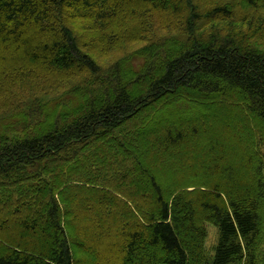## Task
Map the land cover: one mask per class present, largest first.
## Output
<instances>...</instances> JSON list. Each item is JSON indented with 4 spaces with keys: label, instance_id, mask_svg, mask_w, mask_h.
I'll use <instances>...</instances> for the list:
<instances>
[{
    "label": "trees",
    "instance_id": "trees-1",
    "mask_svg": "<svg viewBox=\"0 0 264 264\" xmlns=\"http://www.w3.org/2000/svg\"><path fill=\"white\" fill-rule=\"evenodd\" d=\"M138 8L182 32L108 67L68 23ZM263 14L0 0V67L39 65L57 91L0 114V264H264Z\"/></svg>",
    "mask_w": 264,
    "mask_h": 264
},
{
    "label": "rangeland",
    "instance_id": "rangeland-1",
    "mask_svg": "<svg viewBox=\"0 0 264 264\" xmlns=\"http://www.w3.org/2000/svg\"><path fill=\"white\" fill-rule=\"evenodd\" d=\"M230 1L205 0L206 4L210 5H221ZM129 13L127 16L125 15L126 17L123 15L118 17L109 25H102L99 29H94L99 27L98 24L92 26L84 20L68 23L72 30L80 36V41L85 46L87 45V50L89 46L92 47L90 54L103 67H108L131 53H134L131 59L134 58L137 51L147 48V45L157 39L162 41L170 36L171 39L177 40L176 37H179L183 30L184 18L174 20L169 26L170 29H167L164 22L166 19L155 20L154 13L146 8H138L132 11L131 15ZM262 17L264 23V14ZM162 23L163 26H161ZM234 24L236 23L233 22L232 26ZM220 26H224V24L222 23ZM243 26L247 28L246 25ZM150 49L151 47L148 48V50ZM45 72L39 65L20 66L15 63L13 66L8 64L0 67V114L9 112L13 102L15 105L23 102V106H25L31 99L39 97L49 90H52L49 96L56 95L57 91L50 88L54 84L49 79L52 76ZM59 84L63 87V83ZM207 230L206 248L210 249L215 242L216 231L210 225Z\"/></svg>",
    "mask_w": 264,
    "mask_h": 264
}]
</instances>
